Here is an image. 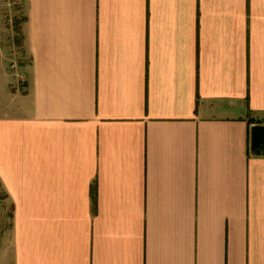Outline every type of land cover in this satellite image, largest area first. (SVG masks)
Returning a JSON list of instances; mask_svg holds the SVG:
<instances>
[{
    "label": "crops",
    "instance_id": "0c3cea01",
    "mask_svg": "<svg viewBox=\"0 0 264 264\" xmlns=\"http://www.w3.org/2000/svg\"><path fill=\"white\" fill-rule=\"evenodd\" d=\"M23 4L0 264H264V0Z\"/></svg>",
    "mask_w": 264,
    "mask_h": 264
},
{
    "label": "rangeland",
    "instance_id": "374dc122",
    "mask_svg": "<svg viewBox=\"0 0 264 264\" xmlns=\"http://www.w3.org/2000/svg\"><path fill=\"white\" fill-rule=\"evenodd\" d=\"M25 20L23 0H0V57L7 69L19 78L18 87L23 89L26 80V65L30 55L26 49L24 33L21 30ZM19 28V29H17ZM1 78V77H0ZM11 207L0 204V240L10 242L12 236Z\"/></svg>",
    "mask_w": 264,
    "mask_h": 264
},
{
    "label": "water",
    "instance_id": "95a60500",
    "mask_svg": "<svg viewBox=\"0 0 264 264\" xmlns=\"http://www.w3.org/2000/svg\"><path fill=\"white\" fill-rule=\"evenodd\" d=\"M250 147L253 154L264 155V124L252 125Z\"/></svg>",
    "mask_w": 264,
    "mask_h": 264
},
{
    "label": "trees",
    "instance_id": "16d2710c",
    "mask_svg": "<svg viewBox=\"0 0 264 264\" xmlns=\"http://www.w3.org/2000/svg\"><path fill=\"white\" fill-rule=\"evenodd\" d=\"M17 29H19V28H17Z\"/></svg>",
    "mask_w": 264,
    "mask_h": 264
}]
</instances>
